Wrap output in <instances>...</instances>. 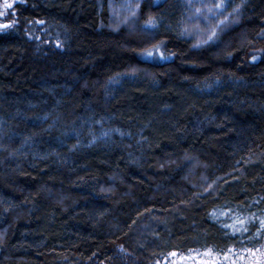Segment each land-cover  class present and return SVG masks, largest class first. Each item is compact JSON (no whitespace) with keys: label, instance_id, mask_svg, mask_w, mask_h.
I'll use <instances>...</instances> for the list:
<instances>
[{"label":"trees","instance_id":"trees-1","mask_svg":"<svg viewBox=\"0 0 264 264\" xmlns=\"http://www.w3.org/2000/svg\"><path fill=\"white\" fill-rule=\"evenodd\" d=\"M120 1L28 0L0 33V264H155L253 234L264 0L201 45L178 0L114 25ZM161 43L171 59H141Z\"/></svg>","mask_w":264,"mask_h":264},{"label":"rangeland","instance_id":"rangeland-1","mask_svg":"<svg viewBox=\"0 0 264 264\" xmlns=\"http://www.w3.org/2000/svg\"><path fill=\"white\" fill-rule=\"evenodd\" d=\"M142 1L143 0H121L120 3L111 4L110 10L114 25H118L120 21L133 17L134 15L132 13H136L138 10L137 4H140ZM160 1L162 2L163 0H155V3ZM243 1L244 0H178L185 18L184 23H182L181 34L192 39L195 38L194 41L197 42L198 45L205 43L212 31H215L217 35L220 28L233 20L234 16L239 13ZM23 5H25V3ZM129 5H131V7H129ZM217 5H223V7H217ZM13 11H15L14 17L11 16V12ZM12 19L17 21L18 15L16 10L11 9L8 16L0 18V22H10ZM221 21H224V23H221ZM11 29H0V33H6ZM214 40L215 38L213 37V39L208 42ZM141 59L159 63H165L169 60H160L158 58L146 59L142 56ZM112 85H118V80ZM209 252L215 253L211 248H207L201 252L176 253V256L169 254L162 259V261L155 262V264H193L192 260L194 257L197 255L203 257Z\"/></svg>","mask_w":264,"mask_h":264},{"label":"flooded vegetation","instance_id":"flooded-vegetation-1","mask_svg":"<svg viewBox=\"0 0 264 264\" xmlns=\"http://www.w3.org/2000/svg\"><path fill=\"white\" fill-rule=\"evenodd\" d=\"M26 1L28 0H25V4ZM12 2L13 0H9V3ZM23 4L19 0H15L12 10H16ZM2 5L3 0H0V11L5 12L3 17L8 16L11 9H4ZM261 220H264V205H258L257 207V217L253 223V234L239 238L247 243L246 245L230 246L220 252H209L203 257L197 255V258L194 257L192 260L193 264H264V230L260 228Z\"/></svg>","mask_w":264,"mask_h":264},{"label":"snow or ice","instance_id":"snow-or-ice-1","mask_svg":"<svg viewBox=\"0 0 264 264\" xmlns=\"http://www.w3.org/2000/svg\"><path fill=\"white\" fill-rule=\"evenodd\" d=\"M19 2L21 4L25 3V0H19ZM14 3L15 0H13L12 3H9V0H3V5L2 7L4 9H13L14 7ZM129 7H131V5H129ZM139 7V4H137V8ZM217 7H223V5H217ZM133 15H135V12L132 13ZM5 15L4 11H0V17H3ZM11 16H15V11L11 12ZM17 21L15 19H12L10 22H0V29H11L16 25ZM37 23H43V21H37ZM221 23H224V21H221ZM158 26L157 22L155 21L154 18H149V20L146 22V24L144 25V30L148 31L150 29H154ZM216 36V32L212 31L211 34L208 36L207 40L205 41V43H207L209 40H212L213 37ZM36 39H40L39 36L36 37ZM53 39L58 40L59 37H54ZM47 42V41H45ZM55 47L59 48L60 47V43H56ZM140 56L146 58V59H154V58H158L160 60H168L171 59L170 55H166L165 51L162 50V43L161 44H156L154 45L152 48H146L143 52L139 53ZM231 55V54H229ZM258 59V57L253 56L252 60L253 62H255ZM240 223H244L243 221H241ZM228 227H231V225H227ZM260 228L261 230H264V220L260 221ZM247 228L242 229V231H247ZM249 251H251L249 249ZM172 256H176V253L173 252L171 253Z\"/></svg>","mask_w":264,"mask_h":264}]
</instances>
